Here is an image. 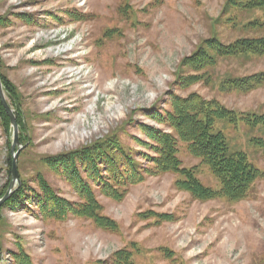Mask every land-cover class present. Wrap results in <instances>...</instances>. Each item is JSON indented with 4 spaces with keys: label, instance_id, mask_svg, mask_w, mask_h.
<instances>
[{
    "label": "rangeland",
    "instance_id": "374dc122",
    "mask_svg": "<svg viewBox=\"0 0 264 264\" xmlns=\"http://www.w3.org/2000/svg\"><path fill=\"white\" fill-rule=\"evenodd\" d=\"M237 1L0 0V75L14 88V100L5 94L22 122L21 185L39 192L43 179L63 199L83 203L48 158L108 140L132 155L142 177L113 186L121 200L90 181L115 231L87 218L45 219L32 205L1 208L0 264H20L21 257L29 264H113L123 250L135 264H264L263 126L216 123L231 148L262 172L240 201L196 198L177 186L180 174L161 171L153 160L158 137L173 136L182 168L219 191V179L162 116L176 97L193 94L240 118L264 115V83L247 86L264 74V55L210 50L212 64L188 62L210 40L230 46L264 38V12ZM12 143L11 122L0 111V195L12 182Z\"/></svg>",
    "mask_w": 264,
    "mask_h": 264
},
{
    "label": "trees",
    "instance_id": "16d2710c",
    "mask_svg": "<svg viewBox=\"0 0 264 264\" xmlns=\"http://www.w3.org/2000/svg\"><path fill=\"white\" fill-rule=\"evenodd\" d=\"M237 2L239 3L236 5L240 4L242 9H257L264 12V0H238ZM210 50L223 56L264 55V38L242 39L230 46L223 45L217 40H210L188 62L198 68L212 64L213 57L210 55ZM1 78L5 92L14 100L16 94L13 86L5 77L1 76ZM243 82L246 84L247 80ZM262 83H264V74L250 77L246 85L253 87ZM173 102L172 112L163 115L161 121L170 125L179 138L187 144L189 152L211 169L219 179L221 189L214 191L204 186L192 170L182 168L173 136L162 134L158 137L160 147L157 150V157L153 159L155 165L163 172L180 174L183 179L178 181L177 186L190 191L196 198L209 200L223 197L230 201H240L246 198L262 172L251 163L246 152L234 151L231 148L225 134L216 129V123L220 120H227L235 125L242 120L252 128L264 127V115L247 114L243 116L241 114L240 118L239 114L234 111H229L217 103L205 102L196 94L186 99L176 97ZM0 111L10 124V119L1 102ZM17 122L19 126L22 123L18 118ZM103 142L50 157L47 161L61 171L83 203L76 204L63 199L46 180L42 179L39 192L28 193L26 183L23 182L2 209L9 208L14 211L18 208H28L30 210L29 205H32L39 209L40 215L45 219L62 221L69 216L87 218L93 220L97 227L103 230L115 231L116 223L101 215L102 207L93 193L90 181L107 196L121 200L123 196L118 194L119 192L113 186L135 184L142 177L137 167L138 164L119 142L116 140ZM9 165L12 168L11 159ZM82 171H84L85 178ZM6 193H2L0 199ZM1 254L0 249V261ZM20 260V264H29L26 258L21 257ZM112 262L113 264H135L131 259V254L125 250L118 252Z\"/></svg>",
    "mask_w": 264,
    "mask_h": 264
},
{
    "label": "water",
    "instance_id": "95a60500",
    "mask_svg": "<svg viewBox=\"0 0 264 264\" xmlns=\"http://www.w3.org/2000/svg\"><path fill=\"white\" fill-rule=\"evenodd\" d=\"M0 102L3 106V108L6 111V114L8 115L12 128H13V143H12V147H11V154H12V182L10 184L9 190L6 193V195L0 199V209L3 207V205L9 201L11 199V197L13 196V194L16 192L15 190V186L16 183H18V187L21 186L20 183V179H19V170H18V156L21 152L20 148L16 151V148L18 146H20V141H19V125L17 122V118L16 115L14 114L13 109L10 107L7 98H6V94H5V90H4V86L1 80V75H0Z\"/></svg>",
    "mask_w": 264,
    "mask_h": 264
}]
</instances>
